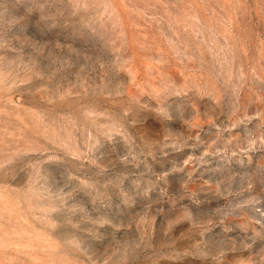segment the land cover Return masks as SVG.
I'll return each instance as SVG.
<instances>
[{"label": "rangeland", "instance_id": "374dc122", "mask_svg": "<svg viewBox=\"0 0 264 264\" xmlns=\"http://www.w3.org/2000/svg\"><path fill=\"white\" fill-rule=\"evenodd\" d=\"M0 264H264V0H0Z\"/></svg>", "mask_w": 264, "mask_h": 264}]
</instances>
